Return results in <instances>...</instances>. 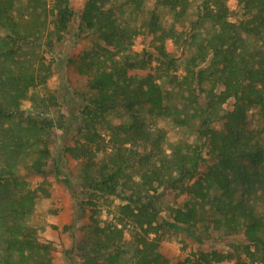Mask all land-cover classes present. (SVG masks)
Returning a JSON list of instances; mask_svg holds the SVG:
<instances>
[{
  "label": "trees",
  "instance_id": "16d2710c",
  "mask_svg": "<svg viewBox=\"0 0 264 264\" xmlns=\"http://www.w3.org/2000/svg\"><path fill=\"white\" fill-rule=\"evenodd\" d=\"M229 1L88 0L76 18L70 0H55L53 33L65 52L49 50L53 63L43 69L62 72L69 99L64 136L78 145L62 146L52 163L75 193L126 199L117 220L121 227L133 222L143 237L182 230L201 246L232 238L248 262L264 264V0H236L234 11ZM46 11L45 0H0V264H23L40 246L33 198L15 188L24 183L29 140L12 122L21 119L19 100L43 79L23 68L16 55L26 45L44 43ZM74 19L110 42H125L118 58L109 65L94 59L78 64L64 40ZM143 32L160 40L155 53L163 69L135 78L129 72L138 55L127 43ZM168 39L179 49L177 56L166 50ZM76 67L88 76L83 93L67 77ZM171 69L176 72L169 74ZM225 104L232 108L222 110ZM215 121L222 130L212 127ZM72 152L81 159L76 174ZM133 169L140 178L132 176ZM29 171L41 167L34 164ZM169 190L199 202L169 205ZM204 202L208 212L197 206ZM142 242L140 263L155 262L156 239ZM225 257L199 250L192 264Z\"/></svg>",
  "mask_w": 264,
  "mask_h": 264
},
{
  "label": "rangeland",
  "instance_id": "374dc122",
  "mask_svg": "<svg viewBox=\"0 0 264 264\" xmlns=\"http://www.w3.org/2000/svg\"><path fill=\"white\" fill-rule=\"evenodd\" d=\"M87 1L70 0V7L76 18L82 13ZM45 2L47 11L41 29L44 43L26 45L16 55L17 61L27 71L43 74V79L30 87L26 96L19 100L21 119H14L12 122L29 140L28 154L21 167L24 183L16 185L15 188L18 194L31 195L34 212L41 219L42 226L37 232L40 246L27 253L23 264H68L69 261L74 264H192L199 256V250H215L227 256L221 261H212L211 264H256L248 262L245 253L235 249V240L232 238L212 239L205 241L201 246L182 230L160 229L158 234L151 233L148 237H143L144 231L135 223L131 222L124 227L118 224L121 206L126 204V199L117 195L90 197L81 190L75 193L55 173L52 161L59 150L62 146L78 145V142L67 140L64 136L69 99L62 72L43 69V66L53 63L49 50L57 56L65 52V47L56 42V35L53 33L52 8L55 0ZM229 6L234 11L236 0H230ZM79 23L78 19H74L64 32V40L69 43L68 52L78 64L94 59L98 62L106 61V65H109L111 58H118L119 48L122 44L125 45V42H110L92 30L81 28ZM45 41H49L51 45L45 46ZM127 44L130 52L138 55V64L130 70V76L142 78L163 69L155 53V48L161 44L156 36L143 32L134 36ZM165 48L173 56L179 54V49L172 40L165 41ZM2 62L6 65L9 63L5 60ZM177 71L179 74L184 73L182 67ZM174 72L175 69L168 71L169 74ZM67 77L75 92L83 93L88 89V76L79 67L69 69ZM231 108L232 104H225L222 110ZM29 120L36 121L34 127L30 126ZM211 125L217 131L222 130L218 121L212 122ZM166 151L169 153L168 147ZM206 152L207 147L203 156H207ZM68 158L73 172L78 173L81 159L73 152ZM34 164L41 167V172L29 171ZM206 164L209 162L206 161ZM130 172L134 178H140V170L133 169ZM161 191L162 188H159L158 192ZM176 192L178 190L170 191L168 201L166 200L169 205L183 204L184 201L191 204L199 202V199H188L183 194L175 196ZM74 195L82 201L75 199ZM197 206L201 209L205 206V212L209 210L207 202ZM162 216L169 219L167 209L162 211ZM119 228L122 232L118 231ZM139 232L141 238L137 239ZM152 238H155L158 244L159 257L155 262L146 260L145 263H140L136 256L137 249L143 247V240L148 242Z\"/></svg>",
  "mask_w": 264,
  "mask_h": 264
}]
</instances>
